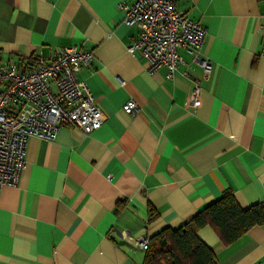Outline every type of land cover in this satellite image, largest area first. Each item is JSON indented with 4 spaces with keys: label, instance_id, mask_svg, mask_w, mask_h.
<instances>
[{
    "label": "crops",
    "instance_id": "0c3cea01",
    "mask_svg": "<svg viewBox=\"0 0 264 264\" xmlns=\"http://www.w3.org/2000/svg\"><path fill=\"white\" fill-rule=\"evenodd\" d=\"M171 1L206 30L209 70L180 48L171 78L147 72L127 52L138 29L119 4L131 0H0V65L90 51L77 74L106 118L86 136L62 126L52 141L29 138L17 184L0 187V264H142L139 238L224 190L241 208L264 203V0ZM197 236L217 264H264V224L230 244L209 226Z\"/></svg>",
    "mask_w": 264,
    "mask_h": 264
},
{
    "label": "built area",
    "instance_id": "2783aa9c",
    "mask_svg": "<svg viewBox=\"0 0 264 264\" xmlns=\"http://www.w3.org/2000/svg\"><path fill=\"white\" fill-rule=\"evenodd\" d=\"M119 7L124 12L122 23L138 29L127 52L145 59L147 72L165 68L166 77L171 78L180 62V48L188 50L202 68L210 69L209 60L198 55L206 30L178 12L171 0H131L130 5L121 2ZM53 50L49 58L31 64L0 65V187L17 184L29 138L52 141L62 126L86 136L106 119L77 74L91 64L92 53L80 47ZM189 94L190 105H195L199 87L195 85ZM135 107L130 101L122 109L131 114ZM148 242V237H141L135 243L146 250Z\"/></svg>",
    "mask_w": 264,
    "mask_h": 264
},
{
    "label": "trees",
    "instance_id": "16d2710c",
    "mask_svg": "<svg viewBox=\"0 0 264 264\" xmlns=\"http://www.w3.org/2000/svg\"><path fill=\"white\" fill-rule=\"evenodd\" d=\"M230 190L197 212L177 228H165L149 238L142 264H217L213 250L197 236V231L209 226L224 244H230L248 229L264 224V203L241 208ZM148 209L149 221L156 217Z\"/></svg>",
    "mask_w": 264,
    "mask_h": 264
}]
</instances>
